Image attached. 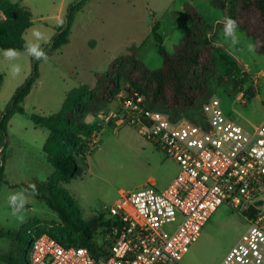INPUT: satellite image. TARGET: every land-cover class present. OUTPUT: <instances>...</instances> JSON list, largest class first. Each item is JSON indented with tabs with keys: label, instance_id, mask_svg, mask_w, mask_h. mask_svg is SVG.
I'll use <instances>...</instances> for the list:
<instances>
[{
	"label": "rangeland",
	"instance_id": "obj_1",
	"mask_svg": "<svg viewBox=\"0 0 264 264\" xmlns=\"http://www.w3.org/2000/svg\"><path fill=\"white\" fill-rule=\"evenodd\" d=\"M10 1L25 7L31 14V26L23 33L24 41L39 43L49 59L37 61L19 50V59L9 61L0 48V73L3 75L0 114L15 90L32 73L34 61H37L38 72L36 82L21 103L23 113L11 117L6 137L0 142V167H3L0 228L4 230H21L29 240L26 226L31 220L58 222L57 215L44 199L33 195L29 187L38 186L53 174L42 151L49 133L35 127L32 119H46L56 114L67 91L82 84L93 88L94 73L114 74L110 64L114 59L125 57L131 47L137 49V58L148 69L159 68L162 59L147 23L155 20L160 23L159 32L165 36L164 47L172 52L183 36L185 5L192 6L211 25L212 29L206 32L203 40L218 46L213 52L215 76L208 84L210 97L217 98L223 112L245 127L258 125L264 118V56L247 50L248 43L253 44V40L239 29L240 42L232 46L223 36L224 26L219 22L224 20L225 14L229 16L234 0H221L225 10L215 6L213 0H87L75 8L70 17V8L80 0ZM60 19L66 22L63 27L58 26ZM0 20H3L1 14ZM34 28L43 33L44 39L36 40L32 35ZM66 28L67 43L52 49L54 36ZM13 63L22 68L20 75L15 77L10 72ZM224 75L229 81L221 79ZM122 85L126 91L127 83ZM241 94L242 99L239 98ZM107 105L118 110V98ZM105 107L96 115L85 117L90 128L81 134V140L89 141L90 149L82 165L83 174L62 184L68 193V197L61 196L66 209L84 223L95 214L105 213L131 192L149 186L164 189L178 173L176 164L143 136L141 126L103 122L101 112L106 111ZM20 190H26L27 204L18 216H14L8 197ZM241 217L230 207L219 206L179 264H219L247 228ZM96 240L100 243L99 236ZM10 248L9 241H0L1 254ZM0 264L4 263L0 261ZM19 264L24 262L21 260Z\"/></svg>",
	"mask_w": 264,
	"mask_h": 264
},
{
	"label": "built area",
	"instance_id": "obj_2",
	"mask_svg": "<svg viewBox=\"0 0 264 264\" xmlns=\"http://www.w3.org/2000/svg\"><path fill=\"white\" fill-rule=\"evenodd\" d=\"M117 98L118 110L102 111L103 122L141 126L176 164L177 175L162 190L139 189L106 210L109 224L98 235L104 255L41 234L31 242L28 264H179L223 204L240 213L247 228L219 264H264V118L245 127L214 96L202 102L200 124L150 108L136 92Z\"/></svg>",
	"mask_w": 264,
	"mask_h": 264
},
{
	"label": "trees",
	"instance_id": "obj_3",
	"mask_svg": "<svg viewBox=\"0 0 264 264\" xmlns=\"http://www.w3.org/2000/svg\"><path fill=\"white\" fill-rule=\"evenodd\" d=\"M85 1L87 0H80L77 5L72 6L69 17ZM214 2L217 7L225 10L223 1ZM0 14L3 16V20H0V48L24 50L23 33L31 26L30 12L18 3L0 0ZM225 17L236 20L238 29L252 38L254 51L264 56V0H234L229 16L225 14ZM220 24L223 25L222 21ZM159 29L160 25L155 21L151 33L156 43V51L162 59L159 68L148 69L137 58V49L131 47L125 57L114 59L110 64L114 74L94 73L93 88L82 84L69 90L56 114L46 119H32L35 127L49 133L42 151L53 168V174L35 187V196L44 199L57 215L58 222L31 220L26 226L29 240L23 236L21 230L0 228V241L7 240L11 243V248L6 253L0 252L1 262L19 264L22 260L24 264H28L31 242L41 234L49 235L64 247H86L96 257L105 254L96 237L109 221L104 213L93 215L85 223L75 219L62 201V195L68 197L62 184L83 174L82 165L90 149V142L81 140V134L90 128L85 117L96 115L114 101L123 92V83L128 85L126 91L142 95L150 108L164 111L173 117L183 115L200 124V106L202 101L210 97L208 84L215 76L213 52L218 46L203 40L212 27L192 6L185 5L183 36L172 52L165 49ZM67 41L68 28L60 29L52 40L51 48L57 49ZM37 78V61H34L32 73L15 90L10 103L0 114V142L6 137L11 117L16 113H23L21 103ZM2 79L3 75L0 73V86ZM221 79L224 82L229 81L226 75ZM2 169L0 167V179Z\"/></svg>",
	"mask_w": 264,
	"mask_h": 264
},
{
	"label": "clouds",
	"instance_id": "obj_4",
	"mask_svg": "<svg viewBox=\"0 0 264 264\" xmlns=\"http://www.w3.org/2000/svg\"><path fill=\"white\" fill-rule=\"evenodd\" d=\"M65 23L66 22L63 19H60L58 21V26L63 27ZM222 23L224 25L223 36L231 41L232 46H235L240 42L239 35L237 32V29L239 27L238 22L230 17H225ZM32 35L36 38V40L44 39V35L39 29L34 28L32 30ZM247 50L249 52H253L255 50V45L252 43H248ZM2 52L4 57L9 61H15L19 59L20 56V51L15 48L3 49ZM24 52L37 61L47 62L49 59L47 52L41 47L39 43L25 42ZM21 71L22 68L20 64H11L10 72L13 77L20 75ZM29 187L32 189L33 195L37 194L34 185H30ZM25 191L26 190H20L8 197V205L12 209V215L14 216H18L27 204V197L25 195ZM19 218L21 220L23 219L22 216H19Z\"/></svg>",
	"mask_w": 264,
	"mask_h": 264
},
{
	"label": "crops",
	"instance_id": "obj_5",
	"mask_svg": "<svg viewBox=\"0 0 264 264\" xmlns=\"http://www.w3.org/2000/svg\"><path fill=\"white\" fill-rule=\"evenodd\" d=\"M214 1V0H213ZM214 5L216 6V4H215V2H214ZM153 14V13H152ZM153 16H154V14H153ZM156 21V20H155ZM155 21H153V23L155 22ZM158 22V21H157ZM220 22V21H219ZM153 23L152 22H148L147 23V25H148V27H150V31H151V28H152V25H153ZM159 23V22H158ZM159 25H160V23H159ZM160 30V29H159ZM161 34V36H162V38H163V44H164V38H165V36L162 34V33H160ZM93 76H94V74H93ZM68 92V91H67ZM66 92V93H67ZM118 107V106H117ZM104 110H106V111H116L117 110V108L115 107H112V108H110L109 107V105H107L106 107H105V109Z\"/></svg>",
	"mask_w": 264,
	"mask_h": 264
},
{
	"label": "water",
	"instance_id": "obj_6",
	"mask_svg": "<svg viewBox=\"0 0 264 264\" xmlns=\"http://www.w3.org/2000/svg\"><path fill=\"white\" fill-rule=\"evenodd\" d=\"M253 206H250L248 209H247V213H251L252 211H253ZM241 220L243 221L244 220V218L243 217H241Z\"/></svg>",
	"mask_w": 264,
	"mask_h": 264
}]
</instances>
